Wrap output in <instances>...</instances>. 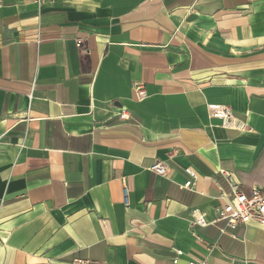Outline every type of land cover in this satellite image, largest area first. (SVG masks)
Instances as JSON below:
<instances>
[{"label": "crops", "instance_id": "crops-1", "mask_svg": "<svg viewBox=\"0 0 264 264\" xmlns=\"http://www.w3.org/2000/svg\"><path fill=\"white\" fill-rule=\"evenodd\" d=\"M219 169L264 189V0H0V264H264Z\"/></svg>", "mask_w": 264, "mask_h": 264}, {"label": "built area", "instance_id": "built-area-1", "mask_svg": "<svg viewBox=\"0 0 264 264\" xmlns=\"http://www.w3.org/2000/svg\"><path fill=\"white\" fill-rule=\"evenodd\" d=\"M76 47L79 50L83 49L84 39H76ZM133 98L136 101H143L147 97V92L143 82H135L132 85ZM209 115L212 117L221 118L222 127L244 130L246 125L241 120L233 116L231 110L224 105H208ZM118 117L121 121L129 120L130 113L125 106L119 107ZM150 170L161 176H166L169 172V167L166 161L157 160L151 166ZM184 173L187 175L186 181L180 185L182 188L189 190L194 189L196 180L198 178L197 172L190 166L185 167ZM219 176L225 183L227 188L228 200L219 208H217V217L213 222H222L224 224V230L233 231L239 226L247 224H255L258 227L264 229V189L259 186H252L248 192H245L239 188V184L236 181L234 175L226 169L218 170ZM126 186L123 187V194L126 196ZM125 203H127L125 201ZM189 223L191 225H207L208 222L204 218L203 214L197 213L192 210L189 215ZM174 250L173 263H176L178 256L181 254L179 249ZM72 264H104L102 262L90 261L89 259L72 260ZM187 264H208L207 260H195L191 259Z\"/></svg>", "mask_w": 264, "mask_h": 264}]
</instances>
